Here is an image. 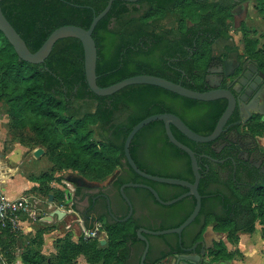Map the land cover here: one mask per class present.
<instances>
[{"label":"trees","instance_id":"obj_1","mask_svg":"<svg viewBox=\"0 0 264 264\" xmlns=\"http://www.w3.org/2000/svg\"><path fill=\"white\" fill-rule=\"evenodd\" d=\"M141 1H148L149 4L141 7L129 0H114L110 10L96 24L93 35L98 46L97 82L105 86L133 74L153 73L201 90L204 83L202 73L191 71V67L185 65L183 67L187 73L184 75L181 72L172 75L170 72L156 71L157 66L152 63L150 55L156 50L174 55L176 46H179L178 49L184 51L185 55L193 50L194 58L208 53L211 49L210 40L197 37L200 36L201 30H210V27L201 25L203 22L201 23L200 16L206 14L205 16L211 18L214 5L198 0ZM107 2L108 0L1 1L5 14L32 50H37L49 34L62 24L75 23L88 27L95 13L101 11ZM257 4L264 17V0H257ZM167 13L174 14L178 23L173 22L171 27L151 25V18ZM188 17L193 21H189ZM179 34L186 37L185 43L190 47L185 48L176 38ZM150 41L154 43L153 46L146 48ZM245 45L252 48L248 42H245ZM157 91L170 94L171 102L165 107L168 110L177 111L173 103L177 98L182 99V104L187 109H192L202 102L215 101L191 98L150 83H131L111 94H98L91 89L86 78L84 47L80 38H60L45 61L30 62L19 57L12 43L0 29V93L6 96L12 113L19 120L24 121L29 117L36 136L41 137L44 142L65 147L66 152L71 153L69 165L72 167L81 170L91 167L98 170L101 177H107L115 172L117 166L124 165L122 158L125 157V139L134 124L152 113L149 105L152 99H155L154 94ZM115 110L128 111L129 116L119 122H113ZM221 110L222 107L219 112L209 115L206 129L198 128L195 120L186 121L196 131L208 134L215 127ZM180 114L184 116L183 112ZM92 122L104 128L108 133L107 139L95 141L92 138ZM152 123L153 121L144 125L133 137L131 152L137 164L151 173L182 178H189L190 175L194 177L189 154L173 143L167 135L151 137L150 140L148 137V146L144 148V151L161 162L166 170L159 172L138 157L135 143ZM172 127L175 135L197 153L201 173L205 177L202 176L200 192H210L207 190L205 179L209 172L218 166L214 158L218 154L211 146V141L191 140ZM111 128L114 137L110 134ZM156 142L160 144L158 150L153 148ZM205 151L206 153L201 155V152ZM144 166H147V169ZM202 202L201 211L206 212V198H203ZM232 202L236 203L235 208L229 207ZM195 203L196 200L193 201V206ZM224 204L228 208L221 212H206L207 222L215 221L217 229L227 232L229 239L237 240L239 232H253L256 221L260 219L264 236V185L255 187L249 193H238L235 201L227 197ZM184 219L185 217L181 221ZM105 228V243L98 237L91 240L82 236L79 241L72 240L70 236L63 238L57 243L55 259H50L48 263L73 264L76 256L84 253L91 263L121 264L128 248L124 231L130 226L125 227L124 223H118L117 226L106 225ZM12 236L14 231L3 226L0 221V245L3 247L1 251L9 261L15 257L11 247V242L14 241ZM214 251L226 257L230 256L224 240ZM23 258L27 264H44L40 252L24 254Z\"/></svg>","mask_w":264,"mask_h":264},{"label":"flooded vegetation","instance_id":"obj_2","mask_svg":"<svg viewBox=\"0 0 264 264\" xmlns=\"http://www.w3.org/2000/svg\"><path fill=\"white\" fill-rule=\"evenodd\" d=\"M198 1L214 5L211 18L205 16L206 14L200 16V21L203 22L201 25L210 27V30H201L200 36L197 37V39L210 40V51L203 53V56L199 58H194L193 50L185 55V52L176 46L174 55L165 53L163 50H156L151 53L150 57L152 63L157 66L156 71L170 72L172 75L181 72L184 75L187 72L183 65L189 66L191 71L204 75L201 90L228 88L236 97V106L228 119L226 129L211 141V146L218 154L214 157L218 166L214 171L209 172L205 179L207 190L210 192L204 194L201 192L203 198H206V212H221L228 208L224 204L227 197L235 201L238 193H249L255 187L264 185V146L262 142L264 137V62L247 48L245 42L235 38L232 34L233 26L242 27L245 24L250 0ZM130 2L141 7L149 4L148 1L141 0ZM165 15L171 16L169 23L161 21L160 16H154L150 19L151 25L171 27L173 22L178 23L174 14ZM176 38L183 43L185 48L190 47L186 45V37L183 35L179 34ZM153 44L150 41L146 48L152 47ZM180 80L182 81L183 77ZM169 95L166 91H157L154 94L155 99H152L149 105L153 110L151 114L174 112L185 121L186 119L195 120L196 126L200 129L207 128L205 126L210 114L219 112L221 107L222 114L228 104L226 97H219L213 99L215 100L213 102H202L192 109H187L182 104V99L177 98L173 101L177 112L165 109L166 104L171 102ZM180 112H183L184 116ZM128 116V111L115 110L112 121L119 122ZM172 126L177 128L174 124H171ZM177 129L182 132L179 128ZM110 134L112 137L115 136L112 128ZM165 135L168 136L164 120L155 119L135 143L138 157L144 159L148 165L150 164L159 172L166 170L165 166L154 156H149L144 148L148 146V137L150 140L151 137L157 138ZM153 148L158 150L159 142H156ZM205 153L206 151L201 152V155ZM122 160L125 164L119 166L109 176L106 184L102 186L75 184L72 187L71 198H68L67 190L65 194L67 200L72 202L74 211L81 210L80 220L76 221H79L78 223L83 228H92L100 224V230L105 232L103 237H99L98 234L93 237L106 239V225L117 226L118 223H124L125 227L130 226L124 231L128 248L121 264H142L141 257L146 242L140 237L138 229L141 227L163 229L179 225L183 221L181 219L186 218L194 209L193 201L196 198L190 194L172 203H163L148 187L126 185L132 181L150 184L165 200L175 198L188 190V187L184 185L146 178L129 164L126 155ZM144 167L147 169V166ZM167 170L171 172L170 169ZM202 176L199 191L201 180L204 177ZM186 179L193 180L194 177L190 175ZM235 205L236 203L232 202L229 207L235 208ZM206 212L200 210L197 217L184 228L182 241H180V234L176 232L155 234L143 231L150 241L144 264H159L162 260L167 264H231V259L214 251L220 246L224 231L217 229L215 221L207 222ZM185 253L200 254V257L186 259L183 256Z\"/></svg>","mask_w":264,"mask_h":264},{"label":"rangeland","instance_id":"obj_3","mask_svg":"<svg viewBox=\"0 0 264 264\" xmlns=\"http://www.w3.org/2000/svg\"><path fill=\"white\" fill-rule=\"evenodd\" d=\"M159 16L166 24L171 20L169 15ZM188 19L193 21L191 17ZM232 31L235 38L248 42L252 47L248 48L252 49L251 51L264 62V17L259 10L257 0H250L245 24L242 27L233 26ZM91 126L92 138L95 141L107 139L108 133L98 123L92 122ZM262 142L264 146V137ZM66 151L65 147L61 148L54 143L44 142L41 137L36 136L29 117L24 121L19 120L12 113L6 96L0 93V165H2L0 181L3 183L9 178L16 177L19 180L26 178L29 182V187L21 193V195H28V209H24L20 214L18 227L13 230L14 241L11 242V247L15 257L9 261L6 254L1 251L3 247L0 245V264H27L23 256L33 252H40L44 264H49L48 261L55 259L57 254V243L63 238L70 236L75 241H79L82 236L93 238V236H86L85 228L76 221L80 220L82 212L79 209L74 211L72 202L67 200L64 193L67 188L75 185L69 178L70 175L80 174L91 184L98 186L106 184L110 177H101L98 170L91 167L81 170L70 166L72 156ZM10 160L15 163L13 167H9ZM39 176L43 180L37 179ZM21 191L22 189L20 190L17 186L11 194L16 196ZM50 193L56 194L52 200ZM56 208L64 211L65 214L61 218L57 214L52 217V212ZM262 228L263 223L258 219L255 230L243 234L239 232L237 240H231L227 232L223 233V240L230 252V258L227 257L231 259L232 264H264ZM241 237L249 247L248 255L247 247L243 248L239 245ZM162 261L159 264H167ZM73 262V264H93L84 253H79Z\"/></svg>","mask_w":264,"mask_h":264},{"label":"water","instance_id":"obj_4","mask_svg":"<svg viewBox=\"0 0 264 264\" xmlns=\"http://www.w3.org/2000/svg\"><path fill=\"white\" fill-rule=\"evenodd\" d=\"M2 0H0V29L4 32L6 37L14 46L16 52L18 53L19 57L30 61V62H43L49 56L50 52L53 49L54 44L60 38L67 37V36H75L81 39L84 47V59H85V72L86 78L89 83V86L93 91L98 94H111L118 89L131 84V83H150L162 86L167 88L171 91L177 92L181 95L188 96L191 98L201 99V100H213L219 97H226L228 99V104L224 111L222 112L221 116L219 117L214 129L208 133H200L193 129L180 115L174 112H162V113H155L150 114L136 124L133 125L131 130L129 131L126 139H125V155L129 162V164L142 176L157 180L160 182L166 183H173V184H180L188 187V190L175 198L165 200L161 198L158 191L150 184L143 183V182H128L126 185H135V186H145L151 189V191L155 194V196L163 203H172L178 199L183 198L186 195H194L196 198V203L192 212L177 226L167 227L163 229H147V228H139L138 233L141 238H143L146 242L145 248L141 257V263L144 264V260L147 256L150 241L148 237L143 233V231L155 233V234H163L169 232H176L180 234V241H182V232L184 228L189 225L199 214L201 207H202V198L203 194L199 191V183L202 176L201 173V165L199 163V159L197 153L194 149H192L188 144L181 141L172 130L171 124H174L177 128H179L183 133H185L191 139L198 141V142H207L216 139L222 131L226 129V125L228 119L230 118L231 114L233 113L235 106H236V97L233 92L228 88H211L206 90H199L194 89L192 87L184 85L182 82H177L167 77L153 74V73H138L133 74L131 76H127L123 79H120L114 83L102 86L97 82V59H98V46L96 43V39L93 35V31L95 29L96 24L98 21L110 10L114 0H108L106 6L99 12L95 13L90 25L88 27L82 26L80 24L75 23H66L58 26L55 28L43 44L37 49L32 50L26 39L22 36V34L18 31V29L14 26V24L10 21V19L5 14L2 8ZM130 1H138V0H130ZM155 119H162L166 124L167 134L169 139L178 145L180 148L185 150L190 158H191V165L194 172V179H186L177 176H167L161 175L156 173L148 172L142 169L134 159L132 152H131V143L133 137L137 133V131L142 128L144 125L148 124ZM113 177V176H112ZM69 178L76 184V185H94L91 184L89 180L84 178V176L78 175H70ZM68 192V198H71L72 188L66 189ZM54 197L53 193H50V199L52 200ZM57 213L58 216L61 218L65 213L60 208H56L52 215ZM125 219V218H124ZM104 231L99 230L98 236L103 237ZM102 242H106V239H103ZM205 252V249H203ZM186 259H198L200 254H183Z\"/></svg>","mask_w":264,"mask_h":264},{"label":"built area","instance_id":"obj_5","mask_svg":"<svg viewBox=\"0 0 264 264\" xmlns=\"http://www.w3.org/2000/svg\"><path fill=\"white\" fill-rule=\"evenodd\" d=\"M28 203V195L23 194L18 197H12L7 192L5 183L0 181V221L3 226L15 230L20 221V214L23 213L24 209H28ZM100 229V224L87 228L85 229L86 236H97Z\"/></svg>","mask_w":264,"mask_h":264},{"label":"crops","instance_id":"obj_6","mask_svg":"<svg viewBox=\"0 0 264 264\" xmlns=\"http://www.w3.org/2000/svg\"><path fill=\"white\" fill-rule=\"evenodd\" d=\"M15 164L13 161L10 160V165L9 167H13L12 165ZM0 167H2V165H0ZM0 171H1V168H0ZM10 179V178H9ZM7 180V181H3V183H5V187H6V190L7 192L9 193L10 196H12L11 193H13L15 191V189L17 188V186L20 187V190L22 189L21 192L17 193L16 196H12V197H18L21 195V193H23V190L27 189V187H29V182L26 180V178L22 179V180H19L17 179L16 177H12V179L10 180ZM243 233H246V232H240V234H243ZM241 241H240V247H247L246 248V254L248 255L249 254V247L246 245V243L243 240V237H241ZM102 239V238H101ZM19 261V260H18ZM232 264V262H231Z\"/></svg>","mask_w":264,"mask_h":264}]
</instances>
